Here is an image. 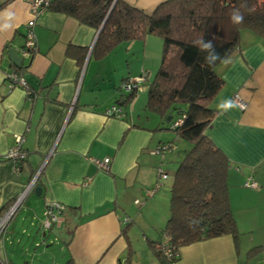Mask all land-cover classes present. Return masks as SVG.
<instances>
[{
  "label": "crops",
  "instance_id": "1",
  "mask_svg": "<svg viewBox=\"0 0 264 264\" xmlns=\"http://www.w3.org/2000/svg\"><path fill=\"white\" fill-rule=\"evenodd\" d=\"M124 1L150 14L165 0ZM31 19L30 0H11L0 9V216L37 175L12 218L19 220L5 228L1 258L10 264H63L68 258L73 264H160L150 241L161 237L170 215L180 160L175 145L157 152L179 137L158 129L162 117L146 107L158 63L149 45L153 35L97 56L98 29L48 9L34 18L36 49L24 57ZM70 45L79 49L70 54ZM11 49L21 67L10 59ZM14 69L32 94L11 86L7 73ZM217 71L225 82L209 101L216 114L206 133L230 160L229 200L239 234L183 245L175 264H264V37L243 29L239 47ZM139 76L145 79L126 100L127 82ZM236 93L245 109L233 101ZM225 103L235 106L225 110ZM18 135L28 151L21 161L6 158ZM105 157H111L109 170L94 162ZM248 177L258 186H245ZM53 200L65 209L46 228V205Z\"/></svg>",
  "mask_w": 264,
  "mask_h": 264
},
{
  "label": "trees",
  "instance_id": "2",
  "mask_svg": "<svg viewBox=\"0 0 264 264\" xmlns=\"http://www.w3.org/2000/svg\"><path fill=\"white\" fill-rule=\"evenodd\" d=\"M9 1L0 2V9ZM48 9L98 29L93 46L97 56L149 34L163 40L160 66L148 83L146 107L168 122L158 129H171L190 148L174 173L170 215L161 237L150 241L160 264H175L183 245L224 234L237 238L227 183L230 160L206 133L216 114L209 101L225 82L217 66L239 47L242 30L251 29L264 37V0H165L150 14L124 0H53ZM233 10L243 14L242 23L232 22ZM200 39L212 41L221 57L213 66L204 62L209 52L194 43ZM78 49L70 45L67 51L73 54ZM136 92L137 87H132L126 100H132ZM179 118L181 123L175 125ZM167 236L172 258L162 247ZM63 264H73L72 258Z\"/></svg>",
  "mask_w": 264,
  "mask_h": 264
},
{
  "label": "built area",
  "instance_id": "3",
  "mask_svg": "<svg viewBox=\"0 0 264 264\" xmlns=\"http://www.w3.org/2000/svg\"><path fill=\"white\" fill-rule=\"evenodd\" d=\"M31 6H32V12H33V19H31L28 22V32H27V38L24 43V45L21 47L20 52L22 56L28 57L33 54V52L36 49V36L34 31V24H35V17L46 11L53 0H30ZM8 79L11 81V86H20L27 90V93H32V91L29 89L28 83L21 76L20 72L16 69L11 70L7 73ZM145 79L144 76H139L136 78H132L127 82V89L130 90L132 87H137L136 81H143ZM233 101H235L242 109H245L247 107V102L240 96L239 93L234 94ZM119 108H117V105L114 106L113 111L117 112ZM181 119L179 118L175 125H178L181 123ZM24 141V137L22 135H18L16 137L15 143L9 148L8 152L6 153V158H11L16 161H21L25 159L28 155V151L22 146V143ZM174 145L172 144H165L163 146H160L157 148V152L163 153L165 150L172 148ZM94 162L98 165V167L109 170L110 169V163H111V157H105L103 159H94ZM43 167V166H42ZM41 167V168H42ZM41 171V170H40ZM159 174L162 178H167V173L162 168L159 170ZM37 178V175L35 179ZM35 179L33 182L29 185V188L33 185L35 182ZM158 186V185H157ZM245 186L249 187H257L258 183L252 178L248 177L245 181ZM24 190L22 194L18 197L16 202L11 205L3 215L0 216V240L3 236V233L5 231L6 226L9 224L10 220L14 217V215L17 212V209L19 208L22 200L25 198V196L28 194V189ZM154 189H148L147 194L151 195L153 193ZM65 209V205L63 203H60L58 201H49L46 205V220L44 221L45 227L50 228L52 225L57 223L59 221V214ZM163 251L164 254L168 258L173 257V248L170 243V239L167 236L164 239L163 242ZM0 264H10L7 260L1 258L0 255Z\"/></svg>",
  "mask_w": 264,
  "mask_h": 264
},
{
  "label": "rangeland",
  "instance_id": "4",
  "mask_svg": "<svg viewBox=\"0 0 264 264\" xmlns=\"http://www.w3.org/2000/svg\"><path fill=\"white\" fill-rule=\"evenodd\" d=\"M155 36V37H154ZM151 38H154V39H151V40H154L152 41L153 44H149L151 48V52L153 55H158V58L156 57V61L158 59V63L156 64V67L151 71L152 74L150 75V81L153 80L159 66H160V62H161V54H162V49H163V40L161 37L157 36V35H153V37ZM155 38H157L156 40H158V43H156L155 41ZM148 81L146 82H143V87L146 85ZM165 125H168V122H163ZM190 148V143L182 138H178L177 140V143L175 144V147L173 148V151L175 152L176 156L174 159H178V160H181L184 155L186 154V152L188 151V149ZM172 176L168 179V181L172 180ZM20 212V211H19ZM17 215V214H16ZM15 218V217H14ZM13 218V219H14ZM11 219L10 222H9V225L14 222L15 220ZM19 220V219H18ZM17 220V221H18ZM17 221H15L17 223ZM55 247V246H54ZM20 264H24L21 260H20Z\"/></svg>",
  "mask_w": 264,
  "mask_h": 264
},
{
  "label": "clouds",
  "instance_id": "5",
  "mask_svg": "<svg viewBox=\"0 0 264 264\" xmlns=\"http://www.w3.org/2000/svg\"><path fill=\"white\" fill-rule=\"evenodd\" d=\"M7 16L11 18L12 13L10 12L7 13ZM230 19L232 20L234 24H240L243 22L244 17H243V14L239 12V10H233L230 16ZM5 27H7V25H5ZM194 43L200 46L201 51L209 52V55L206 56L204 60V62L207 65L213 66L217 60L221 59L220 55L216 52L212 41L205 42L204 39H200V40L194 41ZM234 106H235L234 103H225V104L220 105V107L225 110L230 109Z\"/></svg>",
  "mask_w": 264,
  "mask_h": 264
},
{
  "label": "water",
  "instance_id": "6",
  "mask_svg": "<svg viewBox=\"0 0 264 264\" xmlns=\"http://www.w3.org/2000/svg\"><path fill=\"white\" fill-rule=\"evenodd\" d=\"M103 26V25H102ZM102 26H101V28H102ZM100 28V29H101ZM9 57H10V59L16 64V66H18V67H21V64H22V58L17 54V52L14 50V49H11L10 51H9ZM172 118V115H170L168 118H167V120H170ZM36 190H37V192H38V194H41V187L40 186H38V187H36Z\"/></svg>",
  "mask_w": 264,
  "mask_h": 264
}]
</instances>
